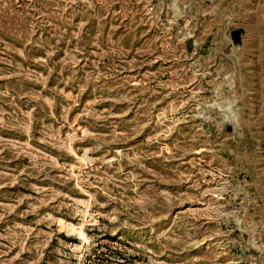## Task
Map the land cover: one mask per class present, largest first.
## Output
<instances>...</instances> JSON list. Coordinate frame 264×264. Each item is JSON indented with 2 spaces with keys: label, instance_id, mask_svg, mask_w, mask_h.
<instances>
[{
  "label": "rangeland",
  "instance_id": "rangeland-1",
  "mask_svg": "<svg viewBox=\"0 0 264 264\" xmlns=\"http://www.w3.org/2000/svg\"><path fill=\"white\" fill-rule=\"evenodd\" d=\"M0 264H264V0H0Z\"/></svg>",
  "mask_w": 264,
  "mask_h": 264
}]
</instances>
